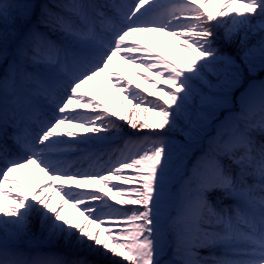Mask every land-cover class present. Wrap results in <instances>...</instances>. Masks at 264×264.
I'll return each instance as SVG.
<instances>
[{"label": "snow or ice", "instance_id": "snow-or-ice-1", "mask_svg": "<svg viewBox=\"0 0 264 264\" xmlns=\"http://www.w3.org/2000/svg\"><path fill=\"white\" fill-rule=\"evenodd\" d=\"M32 15L29 3L0 0V22L23 34L17 59L0 78V264H97L91 254L113 257V264H264V143L253 135L264 134V80L248 83L239 111L226 108L246 75L264 71V39L251 47L241 41L236 56L214 46L220 27L228 41L241 30L245 41L264 32V0H53L41 10L39 26ZM144 34L179 48L184 67L136 38ZM117 61L160 95L133 86ZM253 89L259 90L255 121ZM222 111L228 112L223 119ZM118 121L153 135L129 138L104 159L94 149L120 136ZM176 130L189 142L185 153L199 156L187 177L193 191L166 230L160 207L174 146L161 133ZM25 169L27 185L15 175ZM53 189L56 206L45 195ZM215 192L235 203L216 208ZM69 204L78 211L75 219L64 214ZM33 214L47 239L62 238L86 255L30 259L21 245L33 236ZM169 247L174 254L165 261Z\"/></svg>", "mask_w": 264, "mask_h": 264}, {"label": "rangeland", "instance_id": "rangeland-1", "mask_svg": "<svg viewBox=\"0 0 264 264\" xmlns=\"http://www.w3.org/2000/svg\"><path fill=\"white\" fill-rule=\"evenodd\" d=\"M24 1L25 2H28L29 1L30 2L31 0H24ZM48 2L50 3V5L52 7L53 0H48ZM39 11H40V9H39ZM39 11H37V12H39ZM15 27H17V26L16 25H14V26H7V27H5L3 29L4 31H2L0 33V42L2 43V44H0V46H2V45H8L10 43V41H11V34L12 33H16V28ZM145 35L146 34H144L143 37H145ZM138 37H141V36L138 35ZM147 38H149V37H147ZM223 39H225L224 38V33H222L221 31H217V38H216V41L215 42H218V43H216L215 45L220 44L221 40H223ZM261 39H264V33L261 36L252 37L250 40H248L245 43V45L247 47H251L252 45L257 44ZM155 45H157V44H155ZM226 46H227V44L224 45V46H219L217 48L222 53H228V54H231V55L236 56V54L238 52V50L236 48V43H234V41L231 40V41L228 42V46L227 47ZM152 47H154V44H153ZM168 50H169L168 51L169 56L172 57V59L176 63H178V64H179L178 61L183 60V58L186 55L179 48H176V49L168 48ZM0 53H2V55L4 56L5 51H3V49L0 48ZM116 63L121 65V67H120L119 70L123 71V74L127 78H129V79H131L133 81V86L135 84L139 83L141 85V88L142 89H147L150 92H156V89L153 88L151 86V84L145 82L143 79H141L140 77H138L135 74V71L130 66L123 64L122 61H117ZM237 63H240V60H239V57L238 56H237ZM2 65H3V63L0 60V68H1ZM114 67H115V65H114ZM146 75L151 76V73H146ZM247 78H249V80H251V81L252 80H256V81L264 80V71H259L255 75H251V76H247L246 75L245 81H246ZM208 79L212 83H216V77L215 76H212L211 74H209L208 75ZM247 82L249 83L250 81H247ZM161 86L163 87V84H161ZM246 87H248V85L245 86V83H244V86L242 88L236 90L232 94L231 103H235V105H238L239 107L241 106V103L243 102V98L241 97V93L244 91V88H246ZM104 88H105V90L107 89V81L104 82ZM206 90L207 89H205V91ZM255 90L256 89H253L252 91H255ZM99 91H100V89L93 88V92L96 94V96L99 95L100 96V99L103 100L104 99V95L101 92H99ZM252 91L250 93V98H252ZM144 94L147 95V93H144ZM112 95H113V97H116L121 102H123V95L122 94H120L118 92H115V90H113ZM156 95L159 96L160 93L159 92H156ZM150 98L153 99V97L149 96L148 99L150 100ZM253 100L255 101V99H253ZM105 102L109 103L110 107H112L113 110L116 109V104H115V102L113 100H106ZM239 109L237 111H239ZM227 115L228 114H226V116ZM256 119L257 118L253 117V120L254 121ZM118 122L121 124V128H122V131L123 132H124L125 129H128L129 131L130 130H133L135 132H138L137 130L131 129L128 126L127 122H124V121H118ZM215 124L214 125L212 124L208 128V130H207L208 131V135H212L213 134L214 128H215ZM179 126H180V128H184L185 129V132L188 130L187 129V126L184 124L183 120H181L179 122ZM122 131H121V133H123ZM165 131H167V130H165ZM256 132L260 133L259 131H256ZM161 135H162V137L166 141H169V142H171L173 144V146H174L173 162L175 160V163H172L171 171L169 173L168 180H167L168 191L169 192L172 191L173 195H172L171 199L169 200V210H168L167 214L165 216H163V217H160V221L163 222L164 228L167 230L169 224L171 223V219L176 216V214L179 212V210L181 208V205H182L183 201L185 200V198L187 196H189L192 193V191H193L192 187L189 184V181H188L187 177H188L189 173L191 172L190 167L194 163L196 156L199 154V151L189 150V151H187V153H185V149L187 148L189 142L186 139V136L184 134H182L179 130H176V131L167 133V135H164L163 133H161ZM145 136H150V135L147 134ZM145 136H143V135H135V136L132 135L130 138H132L133 140H136V139H139V138H142V137H145ZM16 175L19 176L20 173H16ZM172 176H174V178L171 180L170 178ZM41 177L42 176H40V178ZM39 179L36 180V183L39 181ZM249 183H251V180H249ZM183 189H185V190H183ZM53 191H54V189L51 192L45 194V195H49V196L52 197L51 203L54 202L53 200L55 198H57L56 192L53 193ZM112 202L115 203L114 201H112ZM228 202H229L230 205H233L234 204L230 200ZM75 211L77 212V209L75 210V208H72L69 205H66L65 208H64V214L68 218L72 214H75L76 213ZM78 215L79 214L77 213V216ZM169 239H171V236L170 235H169ZM38 241L39 240H37V239L34 238V239H32V242H30V243H36ZM22 245H28L27 241L25 240V242ZM60 246L62 248H65L67 246V244L63 241V239L61 240ZM72 247H74V246H72ZM173 254L174 253L172 251V248L169 247L166 250V255L163 257V259L165 261H167V260H169V259H171L173 257ZM108 263L110 264V262H108Z\"/></svg>", "mask_w": 264, "mask_h": 264}, {"label": "bare ground", "instance_id": "bare-ground-1", "mask_svg": "<svg viewBox=\"0 0 264 264\" xmlns=\"http://www.w3.org/2000/svg\"><path fill=\"white\" fill-rule=\"evenodd\" d=\"M2 23L3 22H0V24H1V26H2ZM253 23H256L255 21H253ZM4 24V23H3ZM221 28V30H222V32L224 33V35H225V31H226V29H225V27H220ZM0 31H2V30H0ZM264 32H257L256 34H252V33H249L248 34V38H247V40L245 41V33H244V31L243 30H241L240 32H238L233 38H232V40L234 41V43H236V48H237V50H239L240 48H241V41H244L245 43L248 41V40H250L252 37H258V36H261L262 34H263ZM147 37H149V38H147ZM137 39H140L141 40V42L142 43H146V42H148L147 44H151V43H154L153 41H154V39H155V34H152L151 36L150 35H148V34H146L145 35V37H143V36H141V37H136ZM224 42V43H223ZM228 40L226 41H221V43L220 44H217V45H214L216 48L217 47H219V46H224V45H226L227 44V46H228ZM1 43V42H0ZM226 46V47H227ZM154 48L156 49V51H162V52H164V54L167 56V50H168V48H165V47H163L162 45L160 46V45H155L154 46ZM7 51V50H6ZM7 53V52H6ZM5 60V58H3V61ZM7 60V59H6ZM182 64V63H181ZM183 66H184V64H182ZM181 66V65H180ZM257 93L259 94V90L257 91ZM152 98H150V100H151ZM255 113H258V105H256L255 106ZM168 133H170V132H168ZM107 150H108V148H103V149H100V151H102L103 153H107ZM181 156V155H180ZM178 157V156H177ZM173 163H175V160H174V162ZM192 169V167L190 168V170ZM29 171L30 170H28L27 171V175H26V177L24 178V179H21V180H24L25 181V183H26V185H27V183H28V179H29V176H28V173H29ZM174 178V176H172L170 179L172 180ZM18 179H20V178H18ZM183 190H185V189H183ZM29 195H31V193H29ZM172 195H173V193H172V191H168V186L166 187V192H165V197H164V199H163V201L161 202V207H160V217H163V216H165L166 214H167V212H168V210H169V200L171 199V197H172ZM215 195H216V197L219 199L220 198V196L221 195H223V193H221V192H215ZM221 199V198H220ZM219 199V200H220ZM59 202H60V196L58 195V199H56L55 201H54V206H56V205H58L59 204ZM123 207H126V206H123ZM128 207V206H127ZM70 218H72V217H70ZM73 219H75V218H73ZM30 220H31V232H32V234H33V236L32 237H30V238H27V240L29 241V240H31V239H33V238H38L39 240H41V241H43V240H48L49 241V239H47V233L46 232H42L41 231V229H40V224H39V219H38V217L35 215V214H33V216L32 217H30ZM162 223V222H161ZM36 226H37V228H36ZM163 226V225H162ZM164 227V226H163ZM60 239H53L51 242H53L52 244H53V247H57L58 245H59V243H60ZM83 254L84 255H86V252L85 251H83ZM88 259L89 260H91V261H93V262H97V264H106V261H108V262H111V263H113V260H114V258L113 257H104V256H102V255H99V254H91V255H88ZM115 259H119V258H115Z\"/></svg>", "mask_w": 264, "mask_h": 264}]
</instances>
